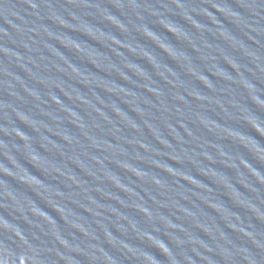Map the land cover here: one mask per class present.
<instances>
[{
	"label": "water",
	"instance_id": "water-1",
	"mask_svg": "<svg viewBox=\"0 0 264 264\" xmlns=\"http://www.w3.org/2000/svg\"><path fill=\"white\" fill-rule=\"evenodd\" d=\"M0 264H264V0H0Z\"/></svg>",
	"mask_w": 264,
	"mask_h": 264
}]
</instances>
